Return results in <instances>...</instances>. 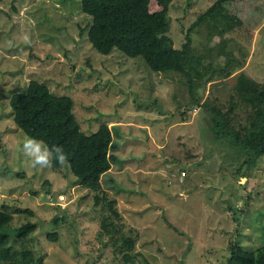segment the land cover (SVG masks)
Segmentation results:
<instances>
[{"label": "rangeland", "instance_id": "1", "mask_svg": "<svg viewBox=\"0 0 264 264\" xmlns=\"http://www.w3.org/2000/svg\"><path fill=\"white\" fill-rule=\"evenodd\" d=\"M192 1L175 0L170 8L168 33L176 47L214 0ZM239 1L241 26L214 35L200 24L191 33L194 52L203 53L200 65L214 69L203 77L200 66L198 74L190 70L197 104L188 77L153 71L117 49L99 53L83 31L90 19L79 0H0V208L13 215L7 231L14 249H33L40 264H225L235 238L245 249L261 247L264 155L215 138L201 103L225 91L241 66L264 81V0ZM230 55L236 68L224 75L220 66ZM31 79L73 99L84 133L113 126L117 157L100 181L116 199V223L134 239L133 261L124 262L111 244L117 233L99 234L102 201L95 202L92 190L74 183L68 168L33 166L24 155L26 134L9 99ZM248 158L259 167L250 168ZM56 216L66 221L52 225ZM25 221L36 227L19 239L16 229Z\"/></svg>", "mask_w": 264, "mask_h": 264}, {"label": "trees", "instance_id": "2", "mask_svg": "<svg viewBox=\"0 0 264 264\" xmlns=\"http://www.w3.org/2000/svg\"><path fill=\"white\" fill-rule=\"evenodd\" d=\"M79 1L80 10L90 19L83 31L87 32L89 42L99 53L109 54L117 49L125 56L140 57L153 71H174L188 77L186 83L190 97L197 104L200 102L194 93L197 79L190 76V70L196 71L197 66H200L203 77L207 70L214 69L210 65L207 69L200 65L203 53L194 52L191 33L198 25L203 24L212 34L223 35V32L235 30L243 24V9L239 0H214L195 17L185 31L184 41L176 47L168 33L169 11L175 0ZM189 1L191 0H186L187 5L193 3H188ZM216 22L218 26L215 25ZM224 40L216 45L225 44ZM220 50L225 51L219 48ZM231 56L220 66L224 75L236 68ZM242 69L241 66L233 77L232 84L226 85L228 88L221 91L217 98H207L201 103L207 112L208 129L215 138L223 136L236 146L243 147L251 156H263L264 81L250 76ZM210 80L208 78L206 81ZM9 105L14 122L26 137L43 142L49 150L57 146L63 149L66 162L61 165L53 153L51 168H68L74 175V183L92 190L95 202L102 201L98 220L101 227L99 234L117 233L111 244L119 248L124 262L133 261L131 250L134 239L123 232L122 224L116 223L115 219L121 220L116 209V199L108 194L100 181L117 157L111 153V149L116 147L113 126L101 123L94 132L84 133L72 112L73 99L67 95L52 93L44 82L37 79L29 80L22 90L14 91ZM251 158L244 162L252 169L254 166L257 168V164L251 163ZM12 219L10 211L0 208V264H40L41 257L33 249L25 247L17 251L11 245L7 227ZM59 220L66 221L64 217L56 216L50 222L56 225ZM35 227V222L25 221L16 229V236L26 239ZM234 232L233 236L237 237L238 230L235 229ZM48 236L55 240L57 234ZM227 250L225 264H264V238L261 247L250 250L243 248L235 238L228 243Z\"/></svg>", "mask_w": 264, "mask_h": 264}, {"label": "clouds", "instance_id": "3", "mask_svg": "<svg viewBox=\"0 0 264 264\" xmlns=\"http://www.w3.org/2000/svg\"><path fill=\"white\" fill-rule=\"evenodd\" d=\"M25 39L27 40V37ZM22 151L26 157L32 160L33 166L49 167L52 162L53 153H55V158L61 165L66 162V156L61 147L57 146L49 150L43 142L37 141L34 138L25 137Z\"/></svg>", "mask_w": 264, "mask_h": 264}]
</instances>
